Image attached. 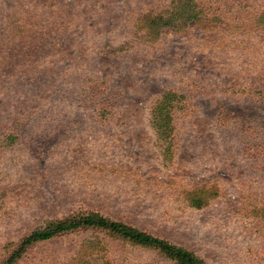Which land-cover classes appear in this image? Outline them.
<instances>
[{
  "label": "rangeland",
  "instance_id": "1",
  "mask_svg": "<svg viewBox=\"0 0 264 264\" xmlns=\"http://www.w3.org/2000/svg\"><path fill=\"white\" fill-rule=\"evenodd\" d=\"M173 1L0 0V264L87 210L206 264H264V0H204L203 21L147 34ZM166 92L170 147L151 116ZM11 264L177 263L79 228Z\"/></svg>",
  "mask_w": 264,
  "mask_h": 264
},
{
  "label": "trees",
  "instance_id": "2",
  "mask_svg": "<svg viewBox=\"0 0 264 264\" xmlns=\"http://www.w3.org/2000/svg\"><path fill=\"white\" fill-rule=\"evenodd\" d=\"M208 9L209 7L204 0H174L169 9L158 13L148 12L144 14L141 18L142 27H145L147 34L151 35L157 34L165 27L181 29L192 20L203 21V18H206L210 13ZM171 96L177 98L178 94L173 95L171 92H166L163 96L164 99L158 102L151 112L156 131L166 147H170L169 136L174 127L173 111L170 108ZM210 196V194L192 193L189 199L191 205L202 206L208 202ZM79 228H99L135 244L159 249L177 264H206L200 256L185 247L95 210L46 220L43 225L38 226L22 239L4 264H11L18 259L29 244Z\"/></svg>",
  "mask_w": 264,
  "mask_h": 264
}]
</instances>
